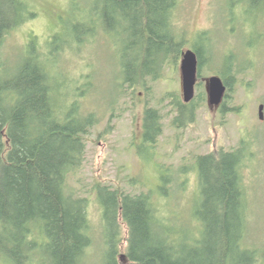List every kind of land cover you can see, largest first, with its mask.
<instances>
[{
    "label": "trees",
    "instance_id": "trees-1",
    "mask_svg": "<svg viewBox=\"0 0 264 264\" xmlns=\"http://www.w3.org/2000/svg\"><path fill=\"white\" fill-rule=\"evenodd\" d=\"M246 1L253 9L264 10V0ZM101 2L104 7L91 14L92 26L73 24L80 31L75 40L83 43L84 35L99 26L117 33L124 41L123 81L130 88L144 86L149 77L157 79L167 62L182 60L184 41L173 19L178 0ZM35 14L24 0H0V46L10 30ZM203 48L195 46L199 75L205 66ZM26 50L10 75L0 74V262L86 264L93 242L89 198L69 191L68 180L82 167L89 135L99 118L86 112L80 101L65 100L66 95L59 102L62 83L52 76L42 51L35 44ZM56 50L49 52L55 55ZM232 69L231 63L227 77L222 76L229 90L235 81ZM199 92L197 98L204 94ZM169 97L176 112L175 127L195 121L194 102ZM162 119L158 107L146 108V142H156ZM196 162L201 193L195 215L201 222L198 236L168 226L150 193L97 186L106 248L99 264H261L259 250L247 243L241 150L220 149L197 156Z\"/></svg>",
    "mask_w": 264,
    "mask_h": 264
},
{
    "label": "rangeland",
    "instance_id": "rangeland-1",
    "mask_svg": "<svg viewBox=\"0 0 264 264\" xmlns=\"http://www.w3.org/2000/svg\"><path fill=\"white\" fill-rule=\"evenodd\" d=\"M24 1L36 14L6 35L0 46V65L7 69L1 68L0 74L10 75L30 44H35L52 76L62 83L59 102L66 95L65 100L80 101L86 112H95L99 118L89 135L83 165L68 180L69 191L89 198L93 242L86 264H99L106 249L98 185L150 193L168 226L177 233L188 229L194 236L201 227L195 216L201 197L196 157L220 149L242 152L247 243L259 250L264 264V108L260 118L264 10L253 9L246 0H178L173 19L184 41L183 50L195 49L200 37L211 53L191 101L195 121L177 128L172 123L176 112L169 95L184 102L181 60L164 64L157 79L149 77L144 86L130 88L123 81L124 41L117 33L99 26L84 35L83 43L75 40L80 31L73 24L92 26L91 14L104 7L101 0ZM203 34L208 41L201 39ZM49 49L59 53L51 55ZM231 63L235 81L227 89L222 113L209 105L205 82L212 75L226 76ZM200 90L204 94L197 98ZM149 106L158 107L163 116V130L154 143L144 138V113Z\"/></svg>",
    "mask_w": 264,
    "mask_h": 264
},
{
    "label": "water",
    "instance_id": "water-1",
    "mask_svg": "<svg viewBox=\"0 0 264 264\" xmlns=\"http://www.w3.org/2000/svg\"><path fill=\"white\" fill-rule=\"evenodd\" d=\"M181 71L184 102L189 103L195 98L198 76V58L196 52L191 48L183 52ZM206 89L209 105L211 107H219L223 102L228 89L224 79L219 75H212L206 78ZM263 108L264 105H260L261 119H263Z\"/></svg>",
    "mask_w": 264,
    "mask_h": 264
},
{
    "label": "flooded vegetation",
    "instance_id": "flooded-vegetation-1",
    "mask_svg": "<svg viewBox=\"0 0 264 264\" xmlns=\"http://www.w3.org/2000/svg\"><path fill=\"white\" fill-rule=\"evenodd\" d=\"M233 6H234V4H230L229 5V8L230 9H232V11H233ZM201 37H202V39H206V41H208V39L206 38V35L205 34H203V35H201ZM201 45L202 43L199 41V43H198V45ZM205 43H203L202 45L204 46V48H203V50H204V53H202L203 54V56H204V58H203V63H205L206 64V58H210V56H209V52L211 53V51H210V49H208L207 48V46H205L204 45ZM206 45H208V44H206ZM195 46H197V44L196 45H194V47ZM195 52H196V54H197V58H198V76H197V84L199 83V81H198V79L200 78V75H199V62H200V54H199V52L198 51H196L195 49H193ZM225 82V81H224ZM206 83V82H205ZM197 84H196V86H197ZM225 84H226V82H225ZM227 85V84H226ZM228 87V86H227ZM263 105V104H262ZM217 109H218V111L220 110V111H222V113H224L225 111H226V105H224V103L222 102L221 103V105L219 106V107H216Z\"/></svg>",
    "mask_w": 264,
    "mask_h": 264
}]
</instances>
